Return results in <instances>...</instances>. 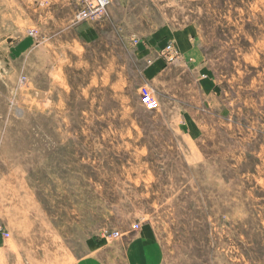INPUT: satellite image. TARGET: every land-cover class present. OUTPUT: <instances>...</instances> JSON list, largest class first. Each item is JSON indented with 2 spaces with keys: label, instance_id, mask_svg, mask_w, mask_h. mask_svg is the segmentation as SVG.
<instances>
[{
  "label": "rangeland",
  "instance_id": "374dc122",
  "mask_svg": "<svg viewBox=\"0 0 264 264\" xmlns=\"http://www.w3.org/2000/svg\"><path fill=\"white\" fill-rule=\"evenodd\" d=\"M127 1L0 0V264H264V0Z\"/></svg>",
  "mask_w": 264,
  "mask_h": 264
},
{
  "label": "crops",
  "instance_id": "0c3cea01",
  "mask_svg": "<svg viewBox=\"0 0 264 264\" xmlns=\"http://www.w3.org/2000/svg\"><path fill=\"white\" fill-rule=\"evenodd\" d=\"M127 4V0H121L117 4L112 5L108 11L109 17L115 18V16H120L121 14L119 13H122L124 9L126 10ZM192 30L191 26L178 31H172L170 29L169 32L165 30L166 33H155V35L151 38L140 39L137 55L139 57L141 56V58L146 61H150V66L146 67L145 72L147 74H156L167 65L165 59H163L160 55L161 50L165 48L164 44L158 42L163 40L166 41L167 38L169 39V37L174 34L176 38V41L174 42L177 43L176 46L181 55L180 59H186L187 56H190V58H199V49L194 46V35ZM57 43L58 44L56 46L63 45L64 40L58 41ZM125 245V256L129 262L131 261V263L134 264L132 262V256L135 254L136 259L140 260V264H151L148 259L149 241L146 239L144 234H136L135 236L130 237L125 241Z\"/></svg>",
  "mask_w": 264,
  "mask_h": 264
},
{
  "label": "built area",
  "instance_id": "2783aa9c",
  "mask_svg": "<svg viewBox=\"0 0 264 264\" xmlns=\"http://www.w3.org/2000/svg\"><path fill=\"white\" fill-rule=\"evenodd\" d=\"M114 0H80L79 9L75 14V23L78 22H101L108 17V10ZM138 41L135 42V45ZM162 57L169 63L180 59L181 55L173 44L169 45L162 53ZM118 235V234H117Z\"/></svg>",
  "mask_w": 264,
  "mask_h": 264
}]
</instances>
